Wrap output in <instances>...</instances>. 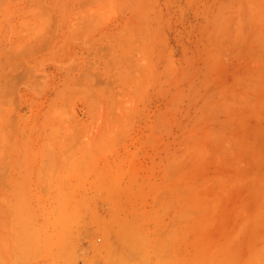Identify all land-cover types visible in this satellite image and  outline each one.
I'll return each mask as SVG.
<instances>
[{"label":"rangeland","instance_id":"374dc122","mask_svg":"<svg viewBox=\"0 0 264 264\" xmlns=\"http://www.w3.org/2000/svg\"><path fill=\"white\" fill-rule=\"evenodd\" d=\"M0 264H264V0H0Z\"/></svg>","mask_w":264,"mask_h":264}]
</instances>
